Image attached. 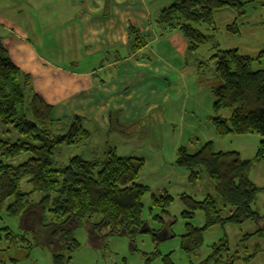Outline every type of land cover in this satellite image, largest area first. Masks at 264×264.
Here are the masks:
<instances>
[{"label": "trees", "instance_id": "trees-1", "mask_svg": "<svg viewBox=\"0 0 264 264\" xmlns=\"http://www.w3.org/2000/svg\"><path fill=\"white\" fill-rule=\"evenodd\" d=\"M252 2L173 0L156 21L163 34L180 33L188 52L195 53L212 44L215 53L208 60L199 61L198 70L201 81L213 95L211 121L221 138L250 134L264 138V69H253L255 63L264 61V49L249 55L237 48L221 49L215 41L219 30L215 14L223 10L236 13L234 22L225 30L240 35L239 22L245 24L246 7ZM200 26H206L211 33H204ZM130 33L135 37L134 48L147 43L148 37H142L135 29ZM226 109L231 111L229 118L220 115ZM52 112V105L34 91L31 77L11 61L0 39V212L5 208L8 217H21L23 221L30 214L33 219L37 214V224L32 226L33 220L29 228L34 232L35 241L38 229L51 238L52 264H72L71 255L80 246L74 233L84 223L89 225L92 235L107 230L109 236H125L133 243L140 230L146 229L145 232H153L155 240L158 234L147 225L144 227L143 198L149 192L148 187L139 184L144 160L120 157L116 148L107 146L100 158L86 160L74 156L67 165L58 166L56 149L85 146L92 133L85 125L86 119L80 116L58 122L62 128L57 129L59 124L53 120ZM116 117V113H111L110 129L127 133L128 128ZM23 156L26 160L14 164ZM259 162H264V141L251 160L241 159L237 152H215L212 142L204 143L193 154L185 147L178 149L175 164L188 172L189 183L200 181L204 173L215 192L202 201L185 194L179 198L185 208L181 214L185 234L180 239L185 254L196 253L203 245L204 232L212 227L262 222L253 205L264 189L250 180V171ZM24 179L32 187L30 192L20 189ZM36 193L40 199L32 203L31 198ZM8 201L11 202L7 204ZM173 201L168 194L151 197L152 207L161 210L162 216L154 217L163 224L160 233L166 232L163 216L169 217L167 209ZM198 212L203 215L202 227L192 224ZM46 214L50 217L48 223ZM95 219H99L98 223H93ZM28 234L29 231H25L19 236L9 228H1L0 242L9 245L19 240L26 242ZM158 255V252L153 253L147 262ZM170 257H164V264H173ZM237 259L239 255L232 253L224 240L214 245L211 254L197 264H235Z\"/></svg>", "mask_w": 264, "mask_h": 264}, {"label": "crops", "instance_id": "crops-1", "mask_svg": "<svg viewBox=\"0 0 264 264\" xmlns=\"http://www.w3.org/2000/svg\"><path fill=\"white\" fill-rule=\"evenodd\" d=\"M260 1L264 3V0ZM172 2L0 0L2 44L11 61L31 77L34 91L52 105L55 122L80 116L86 119L85 125L93 135L105 136L120 132L110 129L111 113H116V120L128 130H135L151 119L165 124L163 129L160 125L161 140L156 146L149 144L124 149V154H119L116 148L120 157L145 160L146 169L149 159L144 152L146 146H150L148 151L152 160L157 162L152 178L164 184L173 181L174 177L171 171L160 170L164 165L162 141L173 143L172 153L177 155L178 149L184 146L178 148L179 141L175 139L181 140L183 126L191 125L186 122L187 115L202 114L209 118L214 113L206 95L198 98L201 90L196 79L194 55H199L200 49L195 53L188 52L187 43L180 33L163 34L156 23L160 12ZM215 20L219 32H225L228 23L235 20V14L230 10L218 11ZM131 29L142 37H148L147 43L134 48L135 37L131 35ZM206 31L209 32L208 29ZM214 53L211 47L209 58ZM191 85L195 95L190 92ZM58 124L56 128H62L61 123ZM143 129L141 126V131ZM199 135L195 140L200 145L212 142L213 147L214 139L219 138L214 129L209 134ZM256 143V140L253 146L240 143L237 149L227 148L218 152H237L241 159L251 160L260 145L256 146ZM143 174L139 184L150 191L151 187L141 182ZM164 194L173 197L166 186L156 196Z\"/></svg>", "mask_w": 264, "mask_h": 264}, {"label": "rangeland", "instance_id": "rangeland-1", "mask_svg": "<svg viewBox=\"0 0 264 264\" xmlns=\"http://www.w3.org/2000/svg\"><path fill=\"white\" fill-rule=\"evenodd\" d=\"M246 11L247 22L244 24L238 21L239 24H241L240 29L242 28L240 35H233L227 31L219 32L218 30L216 32V42L220 44L222 49L238 48L242 53L249 55H255L264 49V3L262 4L260 0H255V2L253 1L246 7ZM234 14L235 16L237 15L236 13ZM233 22L232 20L228 25ZM199 28L204 33H209L206 31V26H200ZM211 47L212 44L201 47L198 51L199 55H194V57L196 59V79L199 82L200 86L198 87L201 90L198 91V98L205 97L206 95L208 97V105L212 109L214 103L213 95L210 89L201 81L198 70V62L208 60L210 56L208 52L211 51ZM253 69H264V61L262 64L255 63ZM190 92L195 95L192 85L190 87ZM203 102L205 104V101ZM212 115L214 116V113L211 114L209 118L202 114L187 115L188 120L186 122L191 123V125L183 126V137L181 140L178 138L175 139V141H179L177 144L178 148L184 146L189 154L197 152L201 146H203V144L200 145L201 143L195 140L200 137L199 133L202 135L209 134V131L214 129L211 121ZM220 115L229 118L231 111L228 109L222 110ZM160 125H162L161 129L165 128L163 122L151 119L148 120L147 123L141 125L144 127L143 131H141V126H138L135 130H129L127 133L112 132V134L108 136L102 134L93 135L92 133L93 138H91L85 146H62L56 149V163L58 166H65L68 164V160L74 156H80L86 160H92L97 157L100 158L102 156V150L107 145L117 148L119 154H124L122 153L124 149L126 150L137 146L149 144L156 146L160 144L157 142L161 140L159 134ZM178 127L180 128V125H178ZM176 132L178 134V131ZM189 134L192 136L189 137ZM178 136H180V134ZM255 140L257 141L256 146H258L261 141H264V138L258 135L219 137L214 139V151H225L227 148L237 149L240 143H247L253 146ZM162 143V164L164 165L160 170L166 173L171 171L174 180H170L171 182L164 184L152 178L155 170L154 167L157 162L155 163L152 160V155L148 151L150 146H146L147 149L144 152V156L149 159L148 166L146 169L144 166L140 173V175L144 173L141 182L151 187L150 191L143 198V219L146 221V225L149 229L154 230V233L158 234L156 239L153 240V232L138 234L133 240V243L125 236H109L107 230L92 235L89 225L84 223V225L77 228L74 233V237L79 242L80 246L79 249L71 255L72 264H164L163 259L168 255H171L170 260L173 264H197L211 254L214 245L224 240L227 241L231 252L239 255V259L235 261V264H264V190L258 193L253 205V209L258 213L260 218H262V222L247 221L242 225L228 224L223 228L220 226L212 227L204 232L203 245L196 253L187 255L182 251L180 239L181 236L185 234V221L181 217L184 206L180 202V196L185 193V195L188 194L200 201L207 195H215V192L204 173L200 181L195 184L189 183L188 172L178 167L174 162L176 155L172 153L173 143L170 141H162ZM24 160H26L25 156L17 159L14 164H20ZM250 180L255 186L264 189V162L256 163L253 166L250 171ZM164 186H166V190H169L174 201L167 209L169 217L163 216V220H165L164 224L166 225L163 229H165L166 232L163 231L160 233L159 230H162L163 224L154 220V217L156 215L160 216L161 210L152 207L151 197L153 194H160ZM20 189L22 192H30L32 190L31 185L27 183V179L21 182ZM39 199L40 195L36 193L33 194L31 201L32 203H38ZM10 202L11 201H8L7 204ZM31 215L32 214L27 216V220L23 221L21 217H8L5 213V208L0 212V229L9 228L14 234L19 236L23 235L25 231H29L30 233L27 235L26 242H21L19 240L12 245H9L5 241L0 242V264H52V251L49 244L51 238H49L46 232L38 229L39 233L35 232L38 235V238L36 237L37 241L33 240L34 232L29 228V224H31L33 220L35 223H33L32 226L37 224L39 217L36 214L33 219ZM225 215L226 213H224V216ZM35 216H37L38 219L35 220ZM45 217L48 223L50 217L48 214H46ZM26 221H28V223ZM95 221L98 223L99 219H95L93 223H95ZM203 223V215L200 212L196 213L192 224L195 227H202ZM155 252H158L159 255L151 262H147Z\"/></svg>", "mask_w": 264, "mask_h": 264}, {"label": "water", "instance_id": "water-1", "mask_svg": "<svg viewBox=\"0 0 264 264\" xmlns=\"http://www.w3.org/2000/svg\"><path fill=\"white\" fill-rule=\"evenodd\" d=\"M145 226H146V224L144 225V227H145ZM144 227H143V228H144ZM145 230H146V229H143V230L141 229V230H140V233L145 232Z\"/></svg>", "mask_w": 264, "mask_h": 264}]
</instances>
